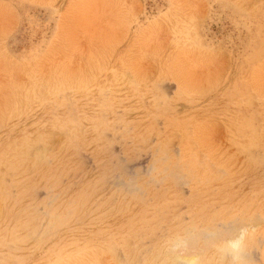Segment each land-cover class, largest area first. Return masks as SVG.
Returning <instances> with one entry per match:
<instances>
[{"label": "rangeland", "instance_id": "1", "mask_svg": "<svg viewBox=\"0 0 264 264\" xmlns=\"http://www.w3.org/2000/svg\"><path fill=\"white\" fill-rule=\"evenodd\" d=\"M0 264H264V0H0Z\"/></svg>", "mask_w": 264, "mask_h": 264}, {"label": "bare ground", "instance_id": "2", "mask_svg": "<svg viewBox=\"0 0 264 264\" xmlns=\"http://www.w3.org/2000/svg\"><path fill=\"white\" fill-rule=\"evenodd\" d=\"M232 1V0H231ZM250 15V14H248ZM163 58V57H162ZM170 59V58H169ZM116 66V65H115ZM94 72V71H93ZM109 74V73H108ZM107 74V75H108ZM85 79V78H84ZM90 106V105H89ZM88 121V120H87ZM42 130V129H40ZM22 171V170H21ZM243 243H234L230 247H225L222 249V252H229L232 253L233 255L237 256L239 255L241 248H242ZM244 246V245H243ZM231 254V255H232Z\"/></svg>", "mask_w": 264, "mask_h": 264}]
</instances>
